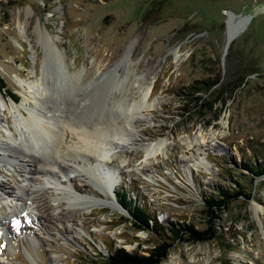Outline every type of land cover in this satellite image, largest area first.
Wrapping results in <instances>:
<instances>
[{
	"label": "rangeland",
	"instance_id": "374dc122",
	"mask_svg": "<svg viewBox=\"0 0 264 264\" xmlns=\"http://www.w3.org/2000/svg\"><path fill=\"white\" fill-rule=\"evenodd\" d=\"M232 22L237 34L227 44ZM37 26L49 31L58 54ZM129 42L132 64L128 72L120 65L117 73L130 79L144 73L154 80L149 98L158 103L145 111L140 134L164 139L166 154L158 152L142 167L143 150L123 147L127 162L112 189L114 207L73 213L65 199L57 203L44 188L29 207L34 217L22 223L20 203L3 201L0 264H53V253L62 264H91L116 247L142 252L153 247V234L133 225L116 201L118 190L163 227L174 222L202 229L203 197L216 195L218 185L240 186L251 197L231 200L213 218L217 238L175 239L159 264H264V173L251 182L242 167L249 159L264 166V0H0V78L19 99L4 89L0 96L20 104L21 79L40 76L46 83L38 95L43 111L86 125L113 119L121 88L109 65ZM31 106L27 99L19 108L26 113ZM1 118L0 138L10 140L14 136L5 125L14 128V118L6 109ZM199 129L207 140L200 147L194 142ZM25 136L34 137L27 129ZM69 136L66 132L67 143ZM24 175L17 164L0 163V187L18 191ZM73 184L81 192L93 191L87 179Z\"/></svg>",
	"mask_w": 264,
	"mask_h": 264
},
{
	"label": "bare ground",
	"instance_id": "6f19581e",
	"mask_svg": "<svg viewBox=\"0 0 264 264\" xmlns=\"http://www.w3.org/2000/svg\"><path fill=\"white\" fill-rule=\"evenodd\" d=\"M233 28L232 22L227 40L233 35ZM37 31L43 35L48 47L58 54L54 39L45 26L42 28L37 26ZM130 42L124 47L121 57L109 65L111 70L116 71L113 78L115 85L121 88L120 97L114 100L119 107V114L113 119L93 121L92 124L86 125L76 122L70 115L53 114L47 108L43 111L39 106L38 95L46 89V83H42L40 76L28 81L21 79L23 100L20 104L12 102L8 104L0 96V127L1 112L4 109L14 118V128L10 127L8 121L5 125L7 132L14 137L10 140L0 138V163L7 166L17 164L25 174L26 180L24 184H19L18 191L0 187V205L3 201L6 204L12 200L19 202L22 208L17 210L21 216L18 222L23 223L24 218L34 217L29 207L33 197L44 188H49L53 192L57 203L65 199L73 213L88 212L95 206L114 207L111 200L112 189L119 180L123 165L127 162V159L121 156L125 154L123 147L143 150L142 167L151 165L158 152L166 154L167 144L164 139H152L140 134L142 129L140 121L145 118V111L158 103L157 99L149 98L154 80L148 79L144 73L135 74L133 79H130L127 73L125 76L117 73L120 65L125 64V70L128 72L132 64L131 60L127 59ZM174 56L179 57V54L174 52ZM82 71L83 68L79 74ZM126 83H129V86L125 90ZM27 99L33 106L23 113L19 107L25 106ZM18 123L23 127H18ZM26 129L34 136L31 140L25 136ZM14 131L18 136L15 137ZM66 132L70 134L68 143L65 141ZM215 134V131L210 133L211 139ZM47 140L48 146L45 145ZM194 142L199 147L206 144L207 140L201 129L194 137ZM192 143V140L186 138L187 145L192 146ZM119 156L121 157L119 165H113V159ZM34 176H39L40 181L31 182ZM76 178L90 181L93 191L84 193L77 190L73 184ZM51 261L53 264H62L56 253L51 255ZM169 262L176 264L174 260Z\"/></svg>",
	"mask_w": 264,
	"mask_h": 264
},
{
	"label": "trees",
	"instance_id": "16d2710c",
	"mask_svg": "<svg viewBox=\"0 0 264 264\" xmlns=\"http://www.w3.org/2000/svg\"><path fill=\"white\" fill-rule=\"evenodd\" d=\"M3 89L7 91V95L18 101L19 97L9 91L2 78H0V90ZM214 92L219 93L220 90L215 89ZM242 167L248 172L251 182L256 176L264 173V166L256 163L255 160L249 159L243 163ZM216 190V195L210 194L203 197L206 226L202 229L195 228L192 224L174 222H170V225L163 227L154 220L152 214L144 206L129 199L124 189L118 190L116 192V201L129 212L132 217L131 222L137 229H144L153 234V247L142 252L128 251L124 247H116L103 257L101 263L93 260L91 264H159L167 255L175 239H183L188 242H203L217 238L218 230L213 226V218L217 217L218 212L225 208L231 200L239 196L249 199L251 192L240 186L238 188H230L229 186L218 185ZM164 229L169 232L168 236Z\"/></svg>",
	"mask_w": 264,
	"mask_h": 264
},
{
	"label": "water",
	"instance_id": "95a60500",
	"mask_svg": "<svg viewBox=\"0 0 264 264\" xmlns=\"http://www.w3.org/2000/svg\"><path fill=\"white\" fill-rule=\"evenodd\" d=\"M241 29V26H239L238 30L239 31ZM237 34V32H235L228 40H227V44H229L231 42V40L233 39V37Z\"/></svg>",
	"mask_w": 264,
	"mask_h": 264
}]
</instances>
